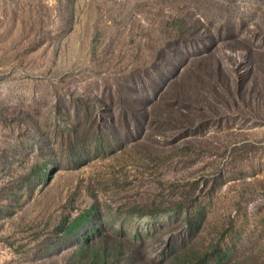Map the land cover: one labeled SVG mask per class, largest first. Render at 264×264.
I'll return each instance as SVG.
<instances>
[{"label":"rangeland","instance_id":"1","mask_svg":"<svg viewBox=\"0 0 264 264\" xmlns=\"http://www.w3.org/2000/svg\"><path fill=\"white\" fill-rule=\"evenodd\" d=\"M0 264H264V0H0Z\"/></svg>","mask_w":264,"mask_h":264},{"label":"trees","instance_id":"2","mask_svg":"<svg viewBox=\"0 0 264 264\" xmlns=\"http://www.w3.org/2000/svg\"><path fill=\"white\" fill-rule=\"evenodd\" d=\"M132 112V111H131Z\"/></svg>","mask_w":264,"mask_h":264}]
</instances>
